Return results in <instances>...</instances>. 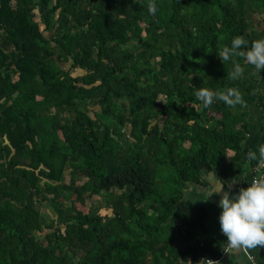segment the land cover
Returning a JSON list of instances; mask_svg holds the SVG:
<instances>
[{"label": "trees", "instance_id": "16d2710c", "mask_svg": "<svg viewBox=\"0 0 264 264\" xmlns=\"http://www.w3.org/2000/svg\"><path fill=\"white\" fill-rule=\"evenodd\" d=\"M236 35L247 47L264 36V0H0V264L217 257L225 234L174 245L188 241L174 213L190 182L213 172L236 192L264 160L246 145L244 111L262 96L260 71L218 54ZM199 87H235L245 102L205 106ZM95 196L111 216L79 208Z\"/></svg>", "mask_w": 264, "mask_h": 264}, {"label": "clouds", "instance_id": "9594fccd", "mask_svg": "<svg viewBox=\"0 0 264 264\" xmlns=\"http://www.w3.org/2000/svg\"><path fill=\"white\" fill-rule=\"evenodd\" d=\"M149 11L155 13L156 6L150 4ZM248 43L244 35H236L230 45L218 49V54L224 62L242 56L246 64L255 66L256 71L264 70V36L253 40L250 47H247ZM244 70L241 63L234 61V68L229 75L235 80L243 75ZM195 96L205 106L212 104L217 98L231 106L245 102L241 91L235 87H229L226 91L199 87ZM252 155L255 156L256 153ZM259 155L264 158V144L259 147ZM208 191L210 197L222 192L219 199L222 209L219 215L220 230L226 235L231 248H256L264 245V178L254 179L236 192L224 189V184L219 188L214 185Z\"/></svg>", "mask_w": 264, "mask_h": 264}, {"label": "crops", "instance_id": "0c3cea01", "mask_svg": "<svg viewBox=\"0 0 264 264\" xmlns=\"http://www.w3.org/2000/svg\"><path fill=\"white\" fill-rule=\"evenodd\" d=\"M259 90L262 96L257 101L244 109L248 120L246 130V145L251 149H257L264 141V106L260 102L264 97V70L260 71ZM206 184L190 182L187 185L183 198L178 203L174 218L179 220L188 241L182 237L175 240L174 245L182 250L188 242H201L207 238L224 234L220 230L219 215L221 207L219 199L221 193H214L211 197L209 189L214 185L219 188L224 183L213 173L205 174ZM264 178V175L262 176ZM235 183L228 188L233 192ZM217 260L214 264H264V245L256 248L234 249L228 246V242L217 249ZM190 258H181L182 264H190ZM201 264V261L198 263Z\"/></svg>", "mask_w": 264, "mask_h": 264}, {"label": "rangeland", "instance_id": "374dc122", "mask_svg": "<svg viewBox=\"0 0 264 264\" xmlns=\"http://www.w3.org/2000/svg\"><path fill=\"white\" fill-rule=\"evenodd\" d=\"M56 16V15H54ZM53 22L55 20V17H53ZM136 39H133L132 42H130L128 44V48H133L136 45ZM9 49V48H6ZM71 63H67L65 64L66 68H69V70L71 71V73L74 76H81L83 74V70H81L80 68H73L72 66H70ZM77 101V100H76ZM86 106L83 105V103H78V109H84ZM98 111L100 110V107L98 105L94 104V101L91 102V105L88 107V112L90 115H93L95 112L94 111ZM64 116V120L67 122H70L71 120V115L69 114H63ZM114 126H116L115 123H113ZM123 131H129L130 130V124L129 122L126 123V125L123 126L122 128ZM130 144H133V142H130ZM68 173H69V169L66 170V177L65 179L67 180L68 177ZM115 194L119 195L121 193L120 189H115L114 190ZM65 204L68 205L69 202L65 201ZM100 204V206H99ZM106 201L104 197H92V198H88L86 204H81L80 202L78 203V206L80 209H82L85 213H89V214H98V213H102V214H106V216H111L110 213V209L106 208ZM38 206L40 208L41 214L44 218V220L46 221V224H50L51 220L54 219L56 217V213L54 210V207L51 203V201H45L43 203H38ZM56 220V219H55ZM55 220L53 222H55ZM105 221V220H104ZM57 224V222H56ZM56 227V225H55ZM53 227V228H55ZM50 229L46 228L42 233H39V236L41 235H45L47 233H49Z\"/></svg>", "mask_w": 264, "mask_h": 264}, {"label": "built area", "instance_id": "2783aa9c", "mask_svg": "<svg viewBox=\"0 0 264 264\" xmlns=\"http://www.w3.org/2000/svg\"><path fill=\"white\" fill-rule=\"evenodd\" d=\"M254 170L256 172V175L254 176V178L252 179V181L254 179H260L262 178V176L264 175V160H260L258 164L255 165ZM229 246V244H228ZM217 259L214 257H207L202 264H214V262Z\"/></svg>", "mask_w": 264, "mask_h": 264}]
</instances>
